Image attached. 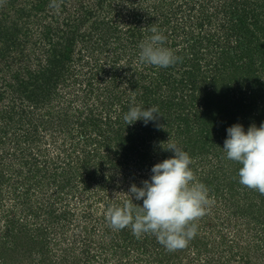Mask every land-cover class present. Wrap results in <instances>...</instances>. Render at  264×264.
<instances>
[{
	"label": "trees",
	"instance_id": "obj_1",
	"mask_svg": "<svg viewBox=\"0 0 264 264\" xmlns=\"http://www.w3.org/2000/svg\"><path fill=\"white\" fill-rule=\"evenodd\" d=\"M21 1L23 3L20 4L19 0H0V69L8 68L9 71L6 72H12L13 64L8 63L10 58L24 59L20 63L21 70H18V74L12 76L8 80L9 84L4 87L9 89L11 98L6 109L0 108V124L3 130L8 127L7 131L18 127L19 132L22 131L18 143L26 146L34 145L39 135L36 124L19 126L24 123L27 115L35 117L40 125H55V129H62L60 131L64 135L61 144L56 134L52 136L56 155L61 159L69 149L77 154L74 158L70 155L71 164L74 165L72 168L63 162L60 174L49 175L54 181H58L54 183L55 192L58 194L64 192L70 180L73 182V170L79 172L80 180H83L87 188L97 184L99 190H105V183H110V180L102 175L100 167L106 164L112 168L127 166L130 168L128 174L133 175L134 181L142 186V181L150 178L136 177L131 170L130 161L136 159L137 167H144L149 160L161 162L171 157L173 153L163 150L161 144L167 148L170 142L187 152L186 145L193 141V131L203 130L201 132L205 134L206 139L202 144L206 145L207 140L215 135L216 127L225 132L235 123L244 124L252 120L259 127L264 122V112L256 110V100L264 97V80L261 79V72L264 70V2L251 7L248 0H245L246 3L240 7L237 1L232 0L224 5L226 18L222 21L218 19L219 24L221 21V27L216 25L217 29L212 33L207 31L203 18L192 20L194 28L182 30L184 32L181 37H178L177 31L181 29H173L172 34L176 39L172 51L179 57L178 61L167 68L150 65V73L145 77H138L135 73L132 74L135 69L130 63L126 66L118 64L121 68H115L114 56L117 48L108 44L113 41L121 42L125 33H120V30L116 32V28L110 27V35H104L102 27L106 23L102 18H98L94 8L101 9L106 0H92V7L84 14L85 18L77 16L74 19L77 22L61 18L58 10L63 14V11L71 8L77 13L80 8L77 3L80 0ZM56 13L59 14L57 17ZM34 14L37 19H34ZM38 14L40 17L36 16ZM90 18L96 25V31L92 32L91 36H86L84 32H80V28L86 26L85 20ZM98 24H102V27H98ZM138 24L146 27L138 21L134 26L126 28L129 30L126 33L132 35V38ZM106 26L108 28V25ZM204 45L207 51H213L216 57L201 64V59H204L208 52H199L197 48ZM104 50H108L109 54ZM104 56L108 57L111 64H107L108 68H104L100 60ZM34 58L35 65L26 60ZM125 67L127 68L124 69ZM1 86L0 83V89H3ZM164 88H167L168 94L162 99L159 96ZM184 90H188L189 94H183L180 98L172 94V91L181 93ZM60 91L71 96L73 101L79 100L80 105L75 108L73 104L71 108V101L67 105L63 103L59 98ZM4 94L5 91H0V101L5 99ZM53 98L60 100L61 104H57L62 105L64 115L60 117L49 114L45 120L44 116L38 114L37 109L40 105L51 102ZM96 101L102 112L94 111L91 104ZM136 105L156 106L163 117L147 126L142 121L127 126L123 119L124 114ZM80 107L82 110L79 114L76 111ZM72 129L78 133L73 134ZM201 132L200 135L203 134ZM18 143L14 145L18 147ZM190 157L191 160H202L199 156ZM217 165L215 164L214 169ZM190 167L195 169L194 165ZM193 173L198 182L210 185L208 176L198 177L196 171ZM58 175L61 176L57 177ZM228 177L227 182L233 184V177ZM212 179L217 178L212 176ZM222 184L224 183L220 181V184H215L214 187L219 191L223 187L220 186ZM239 185L238 190L229 196L239 199V191L242 200H246L245 203L248 199L251 200L243 207L246 211L255 207L262 210L264 201L259 202L258 197L255 199L259 192ZM221 195H225L223 190ZM230 197L225 196V199ZM216 202L212 207L215 211L218 210ZM135 203L142 204V201ZM133 207L135 215L139 206ZM51 213L54 212L48 211L46 215L49 217ZM207 216L209 210L206 209L205 214L193 222L196 225V233L197 228L200 229L198 223L201 219L202 222H209ZM263 219L264 216L259 215L257 223L262 224ZM13 224V221L9 222L10 226ZM129 228L131 226L118 230V242L127 241L132 249L150 253L149 264H184L186 261L188 264H230L234 258V255L225 256L223 253L214 260L206 234L202 236V241L199 239L202 246H198L196 234L186 247L169 251L152 233H144L135 238L129 235ZM28 232L27 227L22 224L15 232L9 229L5 231V236L0 238V264H13L14 259L29 252L25 251V248L38 247L41 249V255L47 252L48 246ZM190 248L195 249V254L190 255ZM119 262L122 264V260ZM127 264L137 262L131 261Z\"/></svg>",
	"mask_w": 264,
	"mask_h": 264
},
{
	"label": "rangeland",
	"instance_id": "obj_2",
	"mask_svg": "<svg viewBox=\"0 0 264 264\" xmlns=\"http://www.w3.org/2000/svg\"><path fill=\"white\" fill-rule=\"evenodd\" d=\"M231 1L106 0L101 9H94L98 18H102L106 23L104 27H102V24H98V27H102L106 37L110 35V27L116 28V32L120 30V33H125V36L130 37L125 38L124 36L121 42L113 41L108 44L117 48L114 56L115 68L119 69L121 68L118 67L119 65L126 66L130 63L135 69V71L132 70V74L135 73L138 77H145L146 74L150 73L148 70L150 65L139 61V45L152 35L150 31L152 27H156L164 35L166 34L167 38L169 36V39L165 41V46L169 45L168 48L173 50L176 39L172 34L173 29L180 28L181 30L178 29L177 31L178 37H181L182 32H184L182 30L194 28L193 21L203 18L207 31L209 30L212 33L217 29L216 25L221 27V21L226 18L224 5L226 6ZM234 1H237L240 7L246 3L245 0ZM259 2H264V0H248L251 7L259 6ZM19 3L23 2L19 0ZM91 3L93 4L92 0H80L77 3L80 6L77 13L71 8H68L66 12L63 11V14L60 10L58 12L61 18L73 20L77 16L85 18L84 14L92 7ZM58 15L56 13V17ZM37 18L34 14V19ZM218 19L221 20L220 24ZM85 21L86 26L81 27L80 32H84L86 36H91L92 32L96 31L94 29L96 25H94L91 18ZM138 21L146 27H141L142 24H138L133 32L134 38H132V35L126 33L129 31L126 28L134 26ZM248 21L251 20L248 19ZM106 25H108V28ZM111 32L113 31L111 30ZM197 50L203 53L208 52L205 45L198 46ZM104 52L109 54L108 50H104ZM212 52H208V55L201 59V64L210 59L214 60L216 54ZM15 58L11 57V60L8 61V63H11L10 65L13 64L12 72H6L9 71L8 68L0 69V83L2 84L1 88H3L0 91H5L3 95L5 99L0 101V108L2 109L8 107V101L11 98V95L8 94L9 89L4 87L9 84L8 80L18 74V70H21L20 63L21 60H24H20L18 57ZM114 59H112L113 62ZM26 60H29V64H36L35 58ZM100 60L104 64V68L111 65L107 56L101 57ZM261 74V79L264 80V70ZM98 77L101 76L98 75ZM166 89L164 88V91L160 93L159 97H162V99L166 98L168 94ZM60 92L59 98L66 105L70 101L69 106L71 108L73 104L75 108H77L76 105H80L79 100L73 101L71 96L63 91ZM172 94L180 98L181 95L186 96L189 93L188 90H184L181 93L172 91ZM238 98L241 99V97ZM60 100L53 98L51 102L40 105L37 109L38 114L44 116L45 120L48 119L49 114L63 117L62 105L57 104V102L61 104ZM243 101H246V99H243ZM256 104V110L264 112V97L258 98ZM91 105H93L96 113L102 112L98 101ZM81 110L82 107L76 112L80 114ZM258 111L257 113H259ZM29 116L27 115V118L23 121L24 123L19 126L37 125L39 135L34 145L19 144L18 139L21 137L22 131L19 132L18 127L10 131H7L8 127L3 130L0 124V238L5 236V231L8 229L15 232L22 224L27 227L28 233L40 239L42 244L48 246V249L47 252L41 255V249H38V247L25 248V251L29 250V252L23 257L21 255V257L14 259L13 264H119V260H122V264L131 261L137 262V264H149L151 262L148 258L150 253L146 254L143 251L132 249L127 241L118 242L119 238L117 236L120 234L118 230L109 225L106 217V212L110 206H123L125 201H130L131 197L128 190L132 184H136L138 187L141 186L134 181L133 175L128 174L130 168L127 166L112 168L109 164L102 165L100 167L102 175L110 180V183H105V190H99L97 184L96 187L87 188L83 180H80L79 172L73 170V182L70 180V184L65 187L64 192L56 193V184L54 183L58 181H54L49 175L52 173L60 174V166L64 165L63 162H66L68 167L72 168L74 165L71 164L70 155L74 158L77 153L69 149L66 154L64 153L65 156L60 157L65 161L59 159L56 155L55 146L52 144L54 140L52 136L56 134L61 144L64 135L60 131L62 129H55V125H40L36 122L35 117ZM251 122L252 120L244 122L245 130L254 124V122ZM201 131L203 130L193 131L191 135L193 141L186 145L187 153L190 156L202 158V160L192 158L191 166L194 165L195 167L192 171H196L198 177L206 178L208 176L210 184L207 186L209 195L208 204L206 205V209L209 210V216H207L209 222L206 220L202 222L201 219L198 223L200 226V229L197 228L196 233L198 235L196 236L199 242L198 246H202V236L206 234L205 237L213 250L214 260L224 253L225 256L234 255L230 264H264V219L262 224L257 223L259 215L264 216V207L262 210H257L258 207H255L246 211V208L243 207L251 202L250 199L245 203L246 200H242L239 191L237 192L239 193V199L229 196L231 193H235L236 189L238 190V186L240 187L238 170L241 165L227 159L226 153L221 148L224 145L227 132H223L222 129L216 127L215 135L207 140L206 145H203L202 143L206 138ZM71 132L73 134L78 133L73 129ZM200 132L203 134L200 135ZM15 143H18V147L14 145ZM71 143L72 141H70ZM170 144L172 143L169 142L167 146ZM24 147L27 148L24 149ZM156 163L158 162L149 160L144 167H137V160L134 159L130 161V167L136 177L146 176L150 178L151 168ZM215 164H218L216 169H214ZM220 166L222 167L220 168ZM212 176L217 179L211 180ZM223 176L225 179H223ZM228 176L233 177L234 182L231 185L227 182ZM195 180L197 181V178ZM220 181L224 184L220 185L223 187L218 191L214 186L220 184ZM222 190L225 193L223 197L221 195ZM225 196L230 198L225 199ZM257 197L259 202L264 201V194L259 193V196H255V199ZM235 199L238 202H235ZM135 202L137 201L133 199V203ZM215 202L217 203V211L212 209ZM48 211L54 213H51L48 217L46 215ZM12 221L14 224L10 226L9 222ZM128 230H130L129 235L135 237L131 228ZM189 252L190 255L195 254V249L190 248ZM184 264H188V262L186 261Z\"/></svg>",
	"mask_w": 264,
	"mask_h": 264
},
{
	"label": "clouds",
	"instance_id": "obj_3",
	"mask_svg": "<svg viewBox=\"0 0 264 264\" xmlns=\"http://www.w3.org/2000/svg\"><path fill=\"white\" fill-rule=\"evenodd\" d=\"M150 31L152 35L139 45V61L161 68L174 65L179 57L165 46L167 37L156 27ZM161 116L156 106L137 105L130 107L123 119L127 126L137 121L147 126ZM226 132L221 148L227 159L241 165L239 183L264 194V122L259 127L252 124L247 130L243 124L235 123ZM161 147L173 155L154 164L150 179L143 180L142 186L132 184L128 190L130 201L123 206H110L106 217L115 230L131 226L137 237L152 233L167 250L175 251L186 247L195 237L193 222L205 214L209 190L195 180L190 167L192 160L186 151L176 144ZM133 199L142 200V204L133 203ZM134 205L139 206L135 215Z\"/></svg>",
	"mask_w": 264,
	"mask_h": 264
}]
</instances>
